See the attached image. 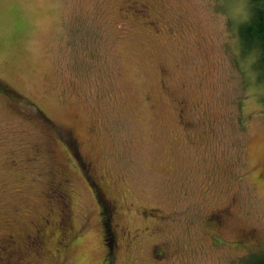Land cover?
Wrapping results in <instances>:
<instances>
[{
	"label": "rangeland",
	"instance_id": "1",
	"mask_svg": "<svg viewBox=\"0 0 264 264\" xmlns=\"http://www.w3.org/2000/svg\"><path fill=\"white\" fill-rule=\"evenodd\" d=\"M229 2L0 0V264L264 256V79Z\"/></svg>",
	"mask_w": 264,
	"mask_h": 264
},
{
	"label": "trees",
	"instance_id": "2",
	"mask_svg": "<svg viewBox=\"0 0 264 264\" xmlns=\"http://www.w3.org/2000/svg\"><path fill=\"white\" fill-rule=\"evenodd\" d=\"M251 16L241 25L239 39L243 52L258 55L257 71H261L264 79V0H249ZM255 264H264V256Z\"/></svg>",
	"mask_w": 264,
	"mask_h": 264
},
{
	"label": "clouds",
	"instance_id": "3",
	"mask_svg": "<svg viewBox=\"0 0 264 264\" xmlns=\"http://www.w3.org/2000/svg\"><path fill=\"white\" fill-rule=\"evenodd\" d=\"M221 7L225 8L224 12L218 13L217 16L220 20V28L227 33V25L229 20L233 22V25H239L248 22L250 18L248 0H230L228 4H222ZM237 44V41H236ZM236 55H238V47L236 49ZM255 54L249 55L244 61L247 65L248 72L251 76L253 85H256L255 79L258 73L250 70V65L255 62ZM258 87V86H257ZM256 90V89H254Z\"/></svg>",
	"mask_w": 264,
	"mask_h": 264
},
{
	"label": "flooded vegetation",
	"instance_id": "4",
	"mask_svg": "<svg viewBox=\"0 0 264 264\" xmlns=\"http://www.w3.org/2000/svg\"><path fill=\"white\" fill-rule=\"evenodd\" d=\"M99 189V188H98ZM61 212V211H60ZM64 212V211H63ZM65 212H67V210L65 211ZM61 215V214H60ZM63 220H64V218H61V222L59 223L60 224V227H59V230L61 231V232H63V231H65L66 229H68L69 228V225L68 224H66V222L64 223L63 222ZM100 222H101V224H102V226H103V241H104V245L106 246V247H108L109 248V250H111V248L113 247V244L117 241V234H116V231H114V228H112V226H111V224H110V218H108V216L107 215H102V218L100 219ZM110 229H111V231H110ZM111 232V234H112V240H111V242H110V244H108V243H106V237H107V235H109V233ZM243 236V235H242ZM243 237H246V236H243ZM252 236L251 237H248L247 239H245V242L246 241H252ZM29 239H30V237L28 238V242H29ZM57 242V241H56ZM8 260H10V259H8ZM7 260V261H8ZM107 260V259H106ZM7 264H11V263H7Z\"/></svg>",
	"mask_w": 264,
	"mask_h": 264
}]
</instances>
